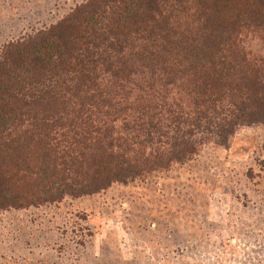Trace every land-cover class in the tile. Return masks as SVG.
<instances>
[{
  "label": "trees",
  "instance_id": "trees-1",
  "mask_svg": "<svg viewBox=\"0 0 264 264\" xmlns=\"http://www.w3.org/2000/svg\"><path fill=\"white\" fill-rule=\"evenodd\" d=\"M264 0H84L0 49V210L98 193L264 127Z\"/></svg>",
  "mask_w": 264,
  "mask_h": 264
},
{
  "label": "rangeland",
  "instance_id": "rangeland-1",
  "mask_svg": "<svg viewBox=\"0 0 264 264\" xmlns=\"http://www.w3.org/2000/svg\"><path fill=\"white\" fill-rule=\"evenodd\" d=\"M83 1L0 0V49ZM0 264H264V127L98 193L0 210Z\"/></svg>",
  "mask_w": 264,
  "mask_h": 264
}]
</instances>
